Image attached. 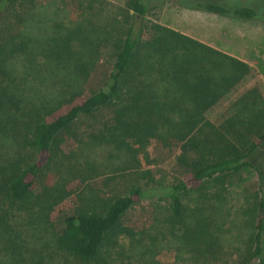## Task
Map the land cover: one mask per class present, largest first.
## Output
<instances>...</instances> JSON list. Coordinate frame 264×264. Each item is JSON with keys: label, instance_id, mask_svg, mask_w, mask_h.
<instances>
[{"label": "trees", "instance_id": "16d2710c", "mask_svg": "<svg viewBox=\"0 0 264 264\" xmlns=\"http://www.w3.org/2000/svg\"><path fill=\"white\" fill-rule=\"evenodd\" d=\"M24 1L0 0V31L15 23L14 32L0 41V264H53L54 255L63 257L61 264H110V246L136 236L125 223L130 211L145 199L161 198L167 201V223L194 264H231L222 253V235L232 222L228 191L233 177L246 169L255 173L258 186L236 209L247 229L235 263L264 264L263 95L257 88L247 90L220 125L206 117L251 66L146 21L148 0L128 2L122 28L115 25L116 14L96 29L88 28L95 27L90 21L76 27L58 24L63 31L43 41L21 28ZM193 2L182 5L258 19L250 7ZM107 45L114 63L103 87L86 96L82 88L66 85L36 101L28 83L36 79L39 64L85 76ZM85 54L86 61L79 57ZM17 58L22 60L12 63ZM104 111L109 115L102 117ZM98 116L102 126L90 139L101 146L103 161L64 152V143L77 139L79 126ZM159 148L180 150V180L157 184L152 169ZM131 171L134 177L111 194L90 186L96 178ZM46 235L49 240L37 247Z\"/></svg>", "mask_w": 264, "mask_h": 264}, {"label": "rangeland", "instance_id": "374dc122", "mask_svg": "<svg viewBox=\"0 0 264 264\" xmlns=\"http://www.w3.org/2000/svg\"><path fill=\"white\" fill-rule=\"evenodd\" d=\"M98 1L99 3L96 0H91V3L86 0H25L24 2H28L27 6L20 10L21 28L26 27V32L32 39L43 41L55 31L60 33L63 31L61 28L57 29L56 25H65L69 22H72L71 25L76 27L80 23L90 25L88 23L90 21L95 27L90 25L88 28L96 29V27H104L106 22L117 14L119 16L115 20L116 27H124L125 13H127L130 0ZM203 1L225 7H250L257 11L258 19H238L183 6L193 4V0H148L149 13L146 21L156 22L177 30L235 56L251 66V73L207 112V119L220 125L230 116L236 100L247 90L257 88L264 98V0ZM90 5L91 8H89ZM14 26L15 23L11 28L9 22L6 27L2 26L0 41L7 37V34L14 32ZM82 56L79 55L83 60H88L87 54ZM19 60L22 59L17 58L12 63ZM94 61L96 63L92 66V71L85 76L80 73L68 76L70 71L61 65L50 70L39 64L36 69L38 70L36 79H30L28 83V86L35 91V94L32 95L37 98L36 101L46 99L65 88L66 85H70L77 90L82 88L84 94L88 96L91 91L98 90L105 83L114 63L111 47L107 45L100 49ZM18 67L20 71L19 64ZM103 115L104 117L108 116L109 111H104L102 117ZM102 117L98 116L94 121L82 123L79 126L77 139L64 143L62 147L64 152L79 159L84 153L102 162L103 159L100 156H103L104 152H102L101 146L93 145L90 139V133L95 129L97 132L102 126ZM179 154L178 148L158 149V164L152 169L157 184L168 185L182 178L184 171L177 163ZM132 177H134L133 171L126 175L111 176L108 174L92 180L90 186L95 190L102 189L103 192L111 194L114 189L125 184V181ZM233 180L228 191L229 208H232L228 220L232 219V222L225 226L226 232L222 235V253L225 260L231 259L230 263L236 264L235 253L244 249L243 240L245 237H242L241 234L245 232L244 229H247L239 222L236 209L246 205V197L255 193L258 182L255 173L250 169L244 170L238 178L233 177ZM106 183L109 184L108 187L105 186ZM161 199H145L140 206L130 211L125 223L134 228L136 236L134 239L121 237L116 244L110 246V264H194L187 248H184L183 243L172 233L169 223H167V201ZM57 225L59 229V222ZM48 238L50 236H44L37 243V247L40 248L44 245L46 239L49 240ZM62 261L63 257L52 256L53 264H61ZM71 264L76 263L71 262Z\"/></svg>", "mask_w": 264, "mask_h": 264}]
</instances>
